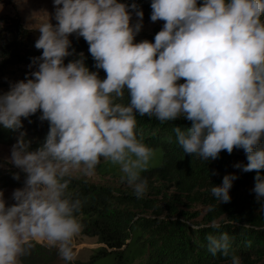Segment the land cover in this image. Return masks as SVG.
Here are the masks:
<instances>
[{"label":"clouds","instance_id":"1","mask_svg":"<svg viewBox=\"0 0 264 264\" xmlns=\"http://www.w3.org/2000/svg\"><path fill=\"white\" fill-rule=\"evenodd\" d=\"M53 5L54 16L45 13L35 27V48L42 55L29 68L36 70L0 92V125L19 132L8 163L19 169L13 179L25 175L11 205L0 190V264H21L37 244L56 249L72 264L83 203L69 187L77 174L93 177L101 159L118 166L121 180L143 198L148 180L142 173L155 150L138 135V116L189 121L186 129L173 128L176 141L185 154L203 161L242 149L247 164L234 167L257 172L252 191L257 202L264 200V0H151V21L165 22L154 43L134 42L143 27L136 3L53 0ZM73 34L87 42L94 67L106 78L89 70L83 53L65 65L73 55ZM38 111L49 130L42 145L30 150L31 141L20 131L22 118ZM236 179L228 174L211 187L219 204L230 203ZM206 241L212 256L241 264L227 232L208 234Z\"/></svg>","mask_w":264,"mask_h":264},{"label":"trees","instance_id":"2","mask_svg":"<svg viewBox=\"0 0 264 264\" xmlns=\"http://www.w3.org/2000/svg\"><path fill=\"white\" fill-rule=\"evenodd\" d=\"M7 0H0V4ZM131 5L136 3L143 12V20L151 16V0H120ZM200 0H198V4ZM164 25V21H162ZM38 36L22 26L19 17L10 18L0 15V87L11 82L12 69L20 65H30L32 58L42 55V50L35 48ZM73 55L65 58V65L80 58L83 53L85 65L90 71L98 72L99 78H106L102 69L94 67L95 61L88 51L87 44L70 39ZM28 75H25L26 77ZM25 79V78H24ZM178 83H184L183 80ZM127 93L125 102H127ZM38 111L29 119L22 118L26 139L31 141L30 150H35L45 140L49 125L41 122ZM29 120L32 122L29 123ZM137 133L143 141L161 156L160 164L142 173L148 182L156 180L162 184H172L181 192L198 194L207 188L216 173L218 177L227 173L225 151L216 160L203 161L197 156L187 155L176 141L173 131L175 126L190 127V122L179 118L176 121L161 123L155 117H137ZM19 132L6 130L0 125V144L12 146L17 142ZM264 146V141H262ZM214 162V163H213ZM242 163L247 164L244 156ZM14 169L0 168V190L22 187L25 175L20 173V180L13 179L18 173ZM257 172L242 171L240 183L253 180ZM264 176V170L260 172ZM69 191L79 196L83 203L80 221L83 225L81 235L96 238L97 249L86 264L107 256H115L116 264H128L123 252L130 244V235L138 231L141 249L136 257H143L145 243L148 244L146 264H230V258L221 254L215 257L207 251L206 236L227 232L231 238V250L241 257V264H264V209L261 203L244 194L231 197L230 203L214 204L198 230L190 222L178 217L164 219L140 218L132 210H154L159 207L155 200L137 199L128 192H115L111 188L100 187L89 182L72 180ZM209 197V196H208ZM211 199V198H210ZM132 209V210H131ZM173 213V212H172ZM187 220V219H186ZM215 221V226L213 225ZM146 237V240L143 238ZM135 257V258H136ZM60 259L56 249L37 244L31 254L22 258V264H52ZM134 259V258H133ZM131 260V259H130Z\"/></svg>","mask_w":264,"mask_h":264},{"label":"rangeland","instance_id":"3","mask_svg":"<svg viewBox=\"0 0 264 264\" xmlns=\"http://www.w3.org/2000/svg\"><path fill=\"white\" fill-rule=\"evenodd\" d=\"M54 11L55 9L53 5V0H7L0 4V15L7 16L10 18L19 17L22 26L30 31H33L37 36H39V32L35 30V27H37L39 23L43 22L47 18L45 16V13H47L51 18L54 16ZM136 20L137 18L133 13L132 20L130 21V23L135 24ZM51 22L53 24L56 23L54 19H51ZM162 28V21L152 22L151 20H143V27L140 33L136 35L134 42L139 43L140 41L148 40L154 43V37L156 33H158ZM69 39H74L77 42L87 44V42L82 37L77 38L75 34L71 35ZM35 70V68L30 69L29 65H20L18 67L13 68V76L11 77V82H9L5 86L0 87V92H7L9 90L10 83H15L20 80H24L25 75L29 76L30 72ZM11 147L12 146L0 144V168L10 170L14 169L15 171H19V169L15 168L13 165L8 163V159L10 158ZM244 156L246 155L242 149H234L233 153L230 155L226 153L224 159L226 162L227 173L221 177H218L219 174L216 173L214 175V178H211V183L207 186L206 190L202 189L197 191L198 194H195L196 196L186 192H181L176 189L172 184H162V182H158L153 179L151 180V182H148L147 192L142 199H154L155 204L159 207V209H157L156 211L151 209H131V212L137 214L140 218H146L151 220H156L157 218H176L177 216H174L172 214L177 213L180 219L190 222L191 227L193 225H201L204 222V219L207 217V214L209 213V211L207 210L208 206L212 205V203L219 204L211 194V187L220 186L222 184L223 177L228 174H234L238 177V179L233 181V187L230 189L229 192L230 197L244 194L256 200L255 193L252 191L255 186V182L253 180H244L241 184L240 180L242 170L234 167L235 164L242 163ZM160 161V153L158 151H155V155L151 159L147 170L152 169L153 167L160 164ZM121 175L122 174L120 173L118 166L113 165L110 162H105L103 159H101V163L97 166L96 174L93 177L87 178L77 174L73 178V180L89 182L100 187L111 188L115 192H128L133 195V190L121 180ZM15 189L17 188L2 190L4 193V199L9 205L14 203L11 197ZM259 203L263 205L264 200L260 201ZM138 235V231H133V233L130 235L131 242L128 248L123 252L125 258L131 261L128 264H146L147 262V243H145L144 248L145 255L141 258L136 257V253H138V250L141 249L140 242L138 241ZM146 237L147 236H145L143 239L146 240ZM97 246L98 244L96 238H90L80 234L78 237L75 238L74 241L75 260L72 262V264L88 263L90 261V258L93 256V253L97 249ZM116 263L117 259L115 258V256L111 255L96 260L92 264ZM52 264H65V262L61 259H56Z\"/></svg>","mask_w":264,"mask_h":264}]
</instances>
